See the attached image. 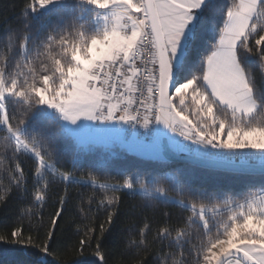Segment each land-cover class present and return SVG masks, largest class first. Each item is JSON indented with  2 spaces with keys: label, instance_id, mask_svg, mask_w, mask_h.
Returning a JSON list of instances; mask_svg holds the SVG:
<instances>
[{
  "label": "snow or ice",
  "instance_id": "obj_1",
  "mask_svg": "<svg viewBox=\"0 0 264 264\" xmlns=\"http://www.w3.org/2000/svg\"><path fill=\"white\" fill-rule=\"evenodd\" d=\"M22 17L21 29L0 46V164L10 165L0 202L13 189L29 194L21 157L34 163L35 203L50 199L57 183L65 195L44 242L21 227L0 233V242L36 247L38 264H51L67 189L81 185L103 192L96 203L108 224L120 194L188 213L181 227L158 231L179 252L165 253L160 264H189L188 257L192 264H264V0H28ZM159 125L190 142L181 146L208 166L248 180L246 190L205 191L148 172L123 171L117 179L96 161L77 176L79 154L58 147L61 137L98 128ZM257 158L259 187L250 166ZM148 228L129 243L144 245ZM93 231L80 240L81 254ZM93 255L107 264L98 240Z\"/></svg>",
  "mask_w": 264,
  "mask_h": 264
},
{
  "label": "trees",
  "instance_id": "obj_2",
  "mask_svg": "<svg viewBox=\"0 0 264 264\" xmlns=\"http://www.w3.org/2000/svg\"><path fill=\"white\" fill-rule=\"evenodd\" d=\"M28 0H0V46L7 41V37L21 29L23 9ZM256 79L260 84L261 77L257 70ZM264 87V84L260 85ZM61 151L75 150L79 154V165L76 175L84 174L88 165L96 161L102 167H109L112 176L123 171L137 173H157L174 176L181 182L185 179L194 186L205 191L223 190L225 192H241L246 190L249 181L240 178L232 171L213 169L198 166L192 163L179 162L165 157L155 159L135 154L120 145L89 144L83 146L74 138L61 137L58 141ZM4 154L0 142V155ZM21 166L27 175L29 194L21 195L15 189L0 202V233L11 231L16 227L23 229L25 237L31 235L34 243L44 242L45 234L50 228L51 216L60 207L59 197L65 195L64 185L57 183L51 188V198L42 204L32 199L34 163L28 157H21ZM7 162L0 164V195L8 185L9 178L6 169ZM72 167L71 160H65L64 168ZM255 184L259 187V174H256ZM111 193H109L110 195ZM113 223H106L108 212L98 208L96 201L103 192L88 186L73 185L67 189L64 212L57 222L52 236L50 250L52 255L46 257L51 264H99L98 257L94 256L97 240L101 251L105 255L107 264H160L159 257L168 252H179L169 249L167 242L161 243L157 233L161 228L175 229L183 225L188 213L182 212L175 206L156 205L145 207L139 198L123 195ZM93 202L89 204V200ZM31 211H28V210ZM110 211V210H109ZM149 224L146 230L144 245L139 247L129 242L139 243L140 229ZM103 225L105 231L101 232ZM88 229H93L92 246L86 247L81 254L80 240L85 237ZM188 253V246L184 249ZM42 256L36 247H24L12 243L0 242V264H38ZM189 264L192 258L188 257Z\"/></svg>",
  "mask_w": 264,
  "mask_h": 264
},
{
  "label": "rangeland",
  "instance_id": "obj_3",
  "mask_svg": "<svg viewBox=\"0 0 264 264\" xmlns=\"http://www.w3.org/2000/svg\"><path fill=\"white\" fill-rule=\"evenodd\" d=\"M113 135H117L118 138H116V140L110 141L109 139H111ZM170 138L174 140L175 138H177V136L176 134L172 133L170 135ZM75 140L83 146H87L89 144H103L110 146L120 145L122 147H125L129 151L144 157L155 159L164 157L161 147V141L159 138V131L156 132L154 137H140L139 135H129L128 131L123 133V131H120L118 128H98L82 133L79 138Z\"/></svg>",
  "mask_w": 264,
  "mask_h": 264
},
{
  "label": "water",
  "instance_id": "obj_4",
  "mask_svg": "<svg viewBox=\"0 0 264 264\" xmlns=\"http://www.w3.org/2000/svg\"><path fill=\"white\" fill-rule=\"evenodd\" d=\"M158 131H159V138L161 141V147L163 150V156L165 158L179 161V162L192 163V164L202 166V167L230 171L229 169L225 167H210L208 166V162L202 160L197 155H186V154H181V153L176 152L170 144V130L164 128L163 125H159ZM236 164L239 165V163H236ZM250 166L254 167L257 170L256 174H259L258 170H259L260 165L251 164Z\"/></svg>",
  "mask_w": 264,
  "mask_h": 264
},
{
  "label": "built area",
  "instance_id": "obj_5",
  "mask_svg": "<svg viewBox=\"0 0 264 264\" xmlns=\"http://www.w3.org/2000/svg\"><path fill=\"white\" fill-rule=\"evenodd\" d=\"M157 128L159 126H156ZM156 131H148L143 128H139L138 130L132 129L129 127L128 133L129 135H139L140 137H153L154 133ZM180 141L182 144H190V142L184 141L182 137H180ZM192 148H195L196 146L192 145ZM186 155H196L194 152L189 151V149L185 148ZM235 163H240L239 160H236ZM251 164L260 165V160L257 158L256 160L252 161Z\"/></svg>",
  "mask_w": 264,
  "mask_h": 264
},
{
  "label": "crops",
  "instance_id": "obj_6",
  "mask_svg": "<svg viewBox=\"0 0 264 264\" xmlns=\"http://www.w3.org/2000/svg\"><path fill=\"white\" fill-rule=\"evenodd\" d=\"M125 128H126V131H123V133L124 132H127L128 131V129H129V127H127V126H125ZM156 132H158V131H156ZM156 132L154 133V136H155V134H156ZM120 133V132H119ZM172 134V132L170 131V135ZM119 136H120V134H119ZM153 136V137H154ZM176 136H177V138H175L174 140H172L171 138H170V144H171V146H172V148L176 151V152H178V153H181V154H186V150L181 146V143H180V141H179V135H177L176 134ZM116 138H118V136L116 135H113L112 136V138L111 139H109L110 141H112V140H116ZM108 140V141H109ZM179 142V143H178ZM163 151V150H162ZM161 151V152H162Z\"/></svg>",
  "mask_w": 264,
  "mask_h": 264
}]
</instances>
